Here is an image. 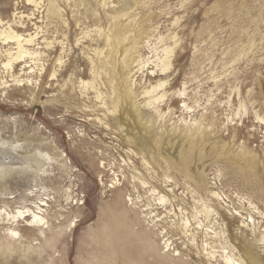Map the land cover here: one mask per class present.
<instances>
[{
    "label": "rangeland",
    "instance_id": "374dc122",
    "mask_svg": "<svg viewBox=\"0 0 264 264\" xmlns=\"http://www.w3.org/2000/svg\"><path fill=\"white\" fill-rule=\"evenodd\" d=\"M24 1L0 0V18L23 37L31 35L27 48L39 54L14 72L2 67L0 55V264H197L204 235L198 231L193 241L170 229L185 217L223 235L225 250L239 264H248L243 244L258 255L256 264H264L257 242L264 237V0H142L143 13L130 10L163 12L158 31H173L177 41L167 79L171 95L159 107L165 116L138 111L140 125L122 107L110 122L89 87L80 85L93 81L103 96L109 93L104 78L92 79V47L79 39L97 19L109 22L108 8L99 0H56L60 16L52 0H35L38 6ZM148 73L137 74L136 94L149 84ZM96 118L109 119L114 130L121 126L126 138ZM36 151L50 159H38ZM210 191L222 199L215 201ZM37 199L46 203L40 230L6 218L34 209ZM247 201L263 215L250 212ZM203 205L214 211L203 213ZM248 212L256 224L241 227ZM7 228L19 237H8ZM213 249L221 254L217 244Z\"/></svg>",
    "mask_w": 264,
    "mask_h": 264
},
{
    "label": "bare ground",
    "instance_id": "6f19581e",
    "mask_svg": "<svg viewBox=\"0 0 264 264\" xmlns=\"http://www.w3.org/2000/svg\"><path fill=\"white\" fill-rule=\"evenodd\" d=\"M37 1L25 0L24 2H26L28 6H36L39 3V1L38 3ZM57 2L59 1L52 0V3L50 5L54 13L62 16V10L60 9V6ZM98 3L100 7L108 8L105 13H109V22L104 24V21L102 22V19H97L94 23L96 25L95 28L91 31H86L85 33H83L79 39L87 40L86 43H90V46L92 47V55L89 57V72L92 76V79L94 80L97 77L98 79L104 78L105 81L102 80V82H105V86H108L109 93L103 96L102 93L97 90L93 81L84 82L80 80V85H83V87H89V90H91V92L93 93L94 99L97 101V103H99V110L102 109L104 113H107L110 117H112L109 118L110 122H114L116 120V115L120 113L121 107L123 109H131L130 116L132 117L136 125H140L141 121V118L138 115V111H140V114L146 113L149 116L154 113V115L156 114L158 118L162 119L165 116V113H162L163 111H161L159 107L162 105V103L168 101L171 95V86L169 85V87L167 88V79L169 78L171 69L175 64V59H173L172 57L174 56L175 51L174 46L177 43V41H175L176 35L173 31H170L168 34H166V36H162L160 31H158V29L162 28L161 19L165 18V14H163V12H150L146 15H140L141 13H143V9L145 7L142 0H115V2L112 0H99ZM132 9L133 11H139L140 14L138 15V13H131L130 10ZM21 16L19 17V19H21ZM137 16L139 17L136 18ZM32 19L34 18H30V20ZM74 22L75 20L72 19L70 21V24H73ZM63 23H66V21H63ZM13 25L11 21H6L0 18V44H2V47L0 48V55L4 56L5 58V61L2 63V67L5 70H13L14 72V69L18 65H25L27 63L26 59L28 58L32 59L31 61L34 62L38 58L39 54L36 51L30 52V50L27 48L33 42V37L31 35H26V37H23L22 34L14 30ZM92 32H94V38L91 37ZM89 38L90 40H88ZM53 43L54 42L49 41L45 43V46L48 47ZM77 44H79V40L77 41ZM53 48H55V46H53ZM145 51L146 54H144ZM60 64L61 58L58 57L56 58L55 65L59 66ZM110 66L111 72L109 73ZM42 69L43 67L40 70ZM30 70H32V68H30ZM144 70L149 71L148 74L152 76V78H150L149 84L147 86H141L140 93L136 94L134 92L135 90H133V87L135 86L133 81H136L135 79L137 74H142ZM55 76V70H52L50 73L51 80H53ZM151 80H154V82H151ZM13 81L15 84H19L20 82V80L17 78H14ZM180 94L184 95L185 91L182 90ZM136 102L139 103L136 104ZM170 103L171 105L174 104L175 100H171ZM184 109L187 110L188 107L184 105ZM102 115L104 116V118H106L105 114ZM109 119H107V121ZM96 121L102 124L101 127L104 128L106 131L113 130L114 133V131L117 130V133L123 136V138H126V134L123 135L124 130L121 126L115 127L116 129L114 130L111 128V126L106 120L105 122H102V119L96 118ZM188 131L190 132L191 130ZM113 138L114 137H112V139ZM118 141H120V139ZM126 141L132 142L130 138H128ZM129 150L131 151V149ZM36 154V157H38V159H50L46 153L38 151ZM142 163L144 164V166L148 165L146 161H143ZM102 164L101 168H103ZM2 177L3 174H0V178ZM137 181L142 186L147 185V183L144 181ZM100 184L102 185V183ZM111 188H114V186L112 185ZM150 191L152 194L156 192V190H154L153 188ZM208 194L212 198H215V201L216 199H222V196L220 197V195L217 194V192L215 191H210ZM162 196L159 198V202L161 203L163 202ZM210 200L207 199V203H209ZM246 203L250 212L252 211V213L258 214V216L263 215L262 212L258 210L257 206H255L252 202L247 201ZM45 206L46 203L43 202V199H39L38 202H36L33 206L34 209L23 207L21 209L16 210L13 214H7L6 218L8 220L11 219L14 222L15 219H23L25 220V225L27 227H33L40 230L39 228H42L46 223L44 218L42 217L44 211L41 208ZM203 208V213L206 212L211 214V212L214 211L208 206L205 208L203 205ZM1 213L2 210L0 209V214ZM167 214H170L171 216L173 215L171 210L168 211ZM217 214L218 213H215V215ZM235 215L239 217L241 216L238 212H236ZM252 217L253 216H250L248 212V217L245 220L247 222L245 224V222L242 221L241 227H249L250 224L254 227L256 223ZM76 222L77 219H73L70 223V228L76 227ZM170 229L171 231L175 232L176 235L179 234L182 237L191 236L193 238V241L195 240L197 234L201 233L202 235H204L201 244L202 248L201 250L198 249L199 251H197L195 254V260H197V264H202V262H204L203 260H206L209 263L213 262L214 264H219L220 262L221 264H239L236 261L234 254L229 253L225 250L226 247L228 248V241L226 240V238H223V235L219 236V233L217 232L210 231L209 228L204 226L200 221L196 220L192 223L185 217V219L180 220V224H178V226H171ZM5 232L8 237L15 239L19 237V233L12 228H7ZM210 233L212 235H210ZM221 237L223 238L222 241ZM257 242H259L258 245L264 246V237L261 236L257 240ZM215 244H217L221 249L220 255L215 254L216 252L213 249L215 247ZM255 245H257V243ZM239 247L244 252L248 264H256L258 255L250 249L251 246L243 244L242 247ZM164 249V252H168L170 250L168 242L164 243ZM175 256L178 257L179 253H176Z\"/></svg>",
    "mask_w": 264,
    "mask_h": 264
},
{
    "label": "built area",
    "instance_id": "2783aa9c",
    "mask_svg": "<svg viewBox=\"0 0 264 264\" xmlns=\"http://www.w3.org/2000/svg\"><path fill=\"white\" fill-rule=\"evenodd\" d=\"M211 185L214 187V188H218L219 189V193L221 192V187H220V183L219 181L217 180V178H215L214 176H211Z\"/></svg>",
    "mask_w": 264,
    "mask_h": 264
}]
</instances>
